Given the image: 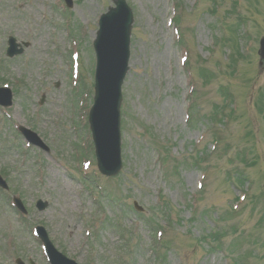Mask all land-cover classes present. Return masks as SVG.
Masks as SVG:
<instances>
[{"label":"rangeland","instance_id":"374dc122","mask_svg":"<svg viewBox=\"0 0 264 264\" xmlns=\"http://www.w3.org/2000/svg\"><path fill=\"white\" fill-rule=\"evenodd\" d=\"M72 1L0 0V87L16 92L8 118L0 108V172L10 186L0 190V264H48L37 226L79 264H264V0H126L135 21L123 169L112 178L99 173L84 124L93 42L114 3ZM12 35L30 46L8 59ZM15 126L50 153L26 147ZM83 176H94L90 185ZM14 196L29 211L21 222ZM40 199L50 203L44 212Z\"/></svg>","mask_w":264,"mask_h":264},{"label":"water","instance_id":"95a60500","mask_svg":"<svg viewBox=\"0 0 264 264\" xmlns=\"http://www.w3.org/2000/svg\"><path fill=\"white\" fill-rule=\"evenodd\" d=\"M117 8L110 9L100 23L95 48L98 57L96 74V104L91 112V125L99 168L108 176L117 175L122 169L121 160V88L128 72L130 38L133 15L125 0L115 1ZM260 56L264 59V39ZM1 105H7L0 98ZM6 187L5 184H1ZM47 204L39 203L40 210ZM19 208L24 211L19 203ZM52 264H74L58 254L42 232Z\"/></svg>","mask_w":264,"mask_h":264}]
</instances>
